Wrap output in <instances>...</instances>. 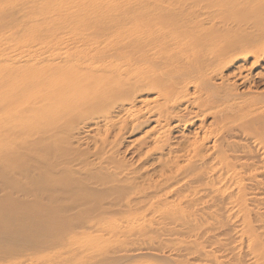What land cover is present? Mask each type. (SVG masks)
Listing matches in <instances>:
<instances>
[{
    "label": "bare ground",
    "instance_id": "1",
    "mask_svg": "<svg viewBox=\"0 0 264 264\" xmlns=\"http://www.w3.org/2000/svg\"><path fill=\"white\" fill-rule=\"evenodd\" d=\"M25 4L16 27L26 24V32L14 28L13 43L0 45V208L24 216L7 212L0 225L43 233L105 224L135 228L148 239L198 225L214 229L215 240L124 241L100 264L137 257L160 264H264V208L257 206L264 192H247L241 182L264 177L262 4ZM209 114L210 126L184 133ZM149 121L148 140L131 151L143 162L135 166L119 156L118 145L125 129ZM173 128L180 133L173 135ZM221 181H230L227 190L214 188ZM205 204L212 213L197 217ZM230 208L236 227L225 214ZM204 218L210 222L198 224ZM12 243L23 251L37 246L0 240V258Z\"/></svg>",
    "mask_w": 264,
    "mask_h": 264
},
{
    "label": "rangeland",
    "instance_id": "2",
    "mask_svg": "<svg viewBox=\"0 0 264 264\" xmlns=\"http://www.w3.org/2000/svg\"><path fill=\"white\" fill-rule=\"evenodd\" d=\"M236 1L257 2L259 4H262V6L264 7V0H236ZM25 2L26 0H0V45L1 46H10L13 43V40L10 39V36L15 31V29L16 30L20 29L19 31L26 32V24H20V26L16 27L18 24V22L16 24V20H19V19L22 20L23 18L20 16V12L22 11V8L26 7ZM9 17H10V21H6L7 18ZM11 19H13V23H11ZM251 61H252V58L251 59L249 58L245 66L248 67ZM237 65H238L237 63H234L233 66H231V68L232 67L234 68ZM231 68L229 70H226L225 72L226 73L230 72ZM259 70H260V67L258 66L257 68L251 71L252 73L251 75L254 76V74L258 72ZM244 71L245 73L248 72L247 70H244ZM255 80L257 81L256 83L259 86V88H262L263 85L260 84V82L258 81L259 79L255 78ZM246 87L247 86L245 85L241 86L239 90L246 91L247 89ZM190 91H192V89ZM183 115H186V113L184 112ZM212 120H213V116L211 114L206 115L205 117L196 119L193 121V123L188 124L183 129V131L186 135H189L191 131H193L195 128L198 129L201 124L203 125L205 124L204 126L206 125L210 126L212 124ZM152 125H153V122L149 121L146 123L144 122L141 124H134L132 127L127 128L130 130L125 129V131H123L122 133L120 143L118 145L119 156L122 157L128 163H133V165L135 166L138 165L137 163L139 162H135V158H131V151L134 149L135 145L139 144V142H141L142 140H148L149 134L147 132L151 130ZM178 130L179 128H173L171 133L173 135H178L180 133V132L178 133ZM158 155L159 154L157 152L153 154L152 157H157ZM150 162H147V163H150ZM142 164L143 162L141 161L139 165H142ZM261 179H264V177L262 176L258 177L257 181L244 180L241 182L246 183L247 192H251V193L255 192V193L260 194L264 192V180L261 183L260 181ZM229 182L230 181L228 182L221 181L218 183L220 185L215 186L217 184L216 183L214 185V188L221 187L220 190H224L226 189L228 185H231ZM205 191L203 190L202 192L205 193ZM207 192H209V190H207ZM258 196L260 197L261 194ZM206 198L208 199V201H210L209 197H206ZM257 206L260 208V210H263L264 203L258 202ZM233 209L235 210V208H232V209L230 208L229 210H226L225 214H231L230 216L231 221L229 223L230 225H232V227L233 226L236 227L240 222H239V219H237L238 217L235 216ZM212 211H213V208L205 204L204 208H200L199 212L196 213L195 215H197V217L202 216L204 212V217L207 219L208 216L206 214L209 212L212 213ZM6 213L10 215H14L17 218L20 217V219L22 218V216H24L23 212L6 211L5 209L0 208V216L5 215ZM205 218L202 219L198 224L204 225L210 222V219L205 220ZM115 227H117V229ZM115 227L109 226V225L106 226L105 224H95L90 227H83V228L79 227V229L76 227L71 230L62 229V230H57V231L54 230L51 232L46 231L42 233L41 231L38 232L37 230L32 229V228H27V227L24 228L23 226L19 224H17L16 226L15 224L13 225L6 224L4 226L0 225V237H1L0 240H19V239L28 240L29 243L33 242V243H37V246L39 245L38 250L36 249L34 250V248H37L35 244L33 246H28V249L23 251L22 246L18 247V245L16 246V244L14 243L8 244V246L6 247L8 249V255L5 254L4 256L0 258V264H100L102 262L101 260L103 259V256H105L106 253L114 250L119 244H121L124 241H132V240H207V239L215 240L212 237L214 229L209 230V231L202 230V227L200 226L198 227V225L194 226L193 229L189 230L188 232L182 235H178L179 233H176L175 235L171 237L169 235L167 236L162 235L158 238L152 237L151 239H148L144 231L142 229H139L137 226L135 227L139 230V232L144 233L143 236L139 235L135 228H129L126 226H122V227L115 226ZM108 229H113L114 233L107 234ZM5 232H8V234L10 233L11 234L10 237H7ZM75 233H78V234L76 235ZM224 233L225 232L223 231L220 232V234H218V237L224 238L226 236V235L224 236ZM226 233H232V230L228 228L226 229ZM42 246L46 248L45 249L41 248ZM124 264H160V262L152 258L137 257L135 259L125 262Z\"/></svg>",
    "mask_w": 264,
    "mask_h": 264
}]
</instances>
